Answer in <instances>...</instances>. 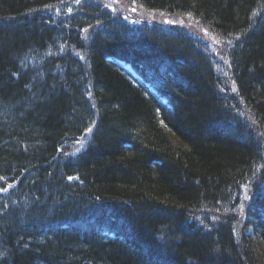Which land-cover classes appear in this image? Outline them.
Returning <instances> with one entry per match:
<instances>
[{
    "label": "trees",
    "instance_id": "trees-1",
    "mask_svg": "<svg viewBox=\"0 0 264 264\" xmlns=\"http://www.w3.org/2000/svg\"><path fill=\"white\" fill-rule=\"evenodd\" d=\"M258 2L0 0V264H264Z\"/></svg>",
    "mask_w": 264,
    "mask_h": 264
},
{
    "label": "bare ground",
    "instance_id": "bare-ground-1",
    "mask_svg": "<svg viewBox=\"0 0 264 264\" xmlns=\"http://www.w3.org/2000/svg\"><path fill=\"white\" fill-rule=\"evenodd\" d=\"M102 11H103V9H102ZM255 14H256V16H261V17H263L264 16V14H262V13H264V0H259V2H258V4H257V6H256V8H255ZM154 19L156 18L155 16H152ZM147 18H149V15L147 16ZM255 18V17H254ZM84 31H88V28L87 27H84V29H83ZM197 30H198V32L200 33V35H199V38H197V43H198V46L200 47V45L201 46H203L204 45V43L206 42V40L209 38V36H210V34L209 33H207V31L205 30V28H197ZM204 47V46H203ZM126 65H128V64H126ZM52 76V74L51 73H49V76H48V74H46V76H45V79L40 83L41 85H43V83H45V85H48V84H50V81L49 80H51L49 77H51ZM133 76H136L135 74H133ZM37 78H42V77H37ZM37 78H36V81H37ZM40 84H39V86H40ZM165 101H166V99H164ZM262 167H264V166H262ZM5 189L6 190H10V188L9 187H5ZM260 195L263 197L264 196V189L263 190H261L260 191ZM246 197V196H245ZM247 198L249 199V197L247 196ZM60 206H62L63 204H59ZM244 206V205H243ZM205 216L206 215H202V216H199L198 217V220L192 215V216H190L191 218H192V221L190 220V217L188 216V217H186V218H184L183 220H184V222L186 221V222H189V223H192V229H188L189 230V233L191 234V231L192 232H194V233H196V231H200L201 229L197 226V225H199V226H204V229H208L207 227H208V225L206 226V221H208V222H211V224H212V227H215L216 225H217V221H216V218L214 217V216H212L211 215V212L209 211V212H207V219L205 220ZM202 217L204 218V221L202 220ZM194 219H195V221H194ZM39 220H40V218H39ZM39 220H37V221H39ZM24 221H25V219H24ZM36 221V222H37ZM202 222V223H201ZM38 223V222H37ZM39 224V226H43V225H41L40 223H38ZM186 224V223H185ZM196 224V225H195ZM54 226H57V224H55V223H53L52 221H49V222H47L46 223V225H45V227H44V229H42L45 233H47V231H49L52 227H54ZM185 226V225H184ZM227 230H233V229H227ZM174 231V230H173ZM172 231V232H173ZM178 231L180 232L181 230H176L175 231V233H178ZM171 232V233H172ZM116 233V232H115ZM179 234V233H178ZM100 236L102 235V236H106L107 234L105 233V234H99ZM39 236V235H38ZM113 236H116V234L115 235H113ZM234 236H236V234H234ZM13 234L11 233L10 234V240H13ZM30 238H34V236H30ZM172 238V237H171ZM217 253V252H216ZM212 257H214V256H212ZM216 262H215V264H233V259H232V256H230V255H221L220 257L219 256H217L216 257ZM211 264H214V263H211Z\"/></svg>",
    "mask_w": 264,
    "mask_h": 264
},
{
    "label": "rangeland",
    "instance_id": "rangeland-1",
    "mask_svg": "<svg viewBox=\"0 0 264 264\" xmlns=\"http://www.w3.org/2000/svg\"><path fill=\"white\" fill-rule=\"evenodd\" d=\"M153 15H149V18H147V20H149L150 19V21H152V20H154V18L152 17ZM170 18H172V19H175L174 17H170ZM155 19H158V17H156ZM178 23V22H177ZM181 23V22H180ZM180 26H182V25H180ZM181 29H183V28H181ZM183 30H185V29H183ZM125 67H127V66H125Z\"/></svg>",
    "mask_w": 264,
    "mask_h": 264
},
{
    "label": "snow or ice",
    "instance_id": "snow-or-ice-1",
    "mask_svg": "<svg viewBox=\"0 0 264 264\" xmlns=\"http://www.w3.org/2000/svg\"><path fill=\"white\" fill-rule=\"evenodd\" d=\"M71 179V178H70ZM4 190H6V189H0V191H4Z\"/></svg>",
    "mask_w": 264,
    "mask_h": 264
}]
</instances>
